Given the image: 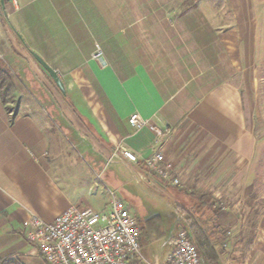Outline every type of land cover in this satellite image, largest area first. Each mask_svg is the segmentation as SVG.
Listing matches in <instances>:
<instances>
[{"label":"crops","instance_id":"0c3cea01","mask_svg":"<svg viewBox=\"0 0 264 264\" xmlns=\"http://www.w3.org/2000/svg\"><path fill=\"white\" fill-rule=\"evenodd\" d=\"M171 2L5 0L0 5V60L11 66L35 53L65 90L49 105L58 112L51 116L55 127L43 113L46 106L13 114L0 99V256L45 264L24 238L23 223L31 215L51 223L71 207L108 211L111 193L122 200L99 178L111 164L115 174H132L121 184L130 196H142L143 186L164 195L168 185V203L160 202L167 212L144 216L141 257L131 259L164 264L177 232L171 220L177 212L169 205L179 208L186 199L147 171L143 160L162 152L186 183V171L213 165L211 170H218L219 156L236 148L240 154L249 142L230 45L236 35L246 47L264 44V3L232 4V25L221 30L209 7L199 4L174 14ZM95 44L104 64L91 59ZM20 72L28 80L27 70ZM132 114L149 126L134 131L128 124ZM153 127L169 129L157 144ZM120 149L134 153L138 163L123 159ZM219 224L217 213L212 225L217 236ZM215 245L221 251L222 243Z\"/></svg>","mask_w":264,"mask_h":264},{"label":"rangeland","instance_id":"374dc122","mask_svg":"<svg viewBox=\"0 0 264 264\" xmlns=\"http://www.w3.org/2000/svg\"><path fill=\"white\" fill-rule=\"evenodd\" d=\"M242 2L243 0H172L170 9L177 14L203 4L204 7L212 9L215 18L220 21V29L226 30L231 27L233 21L232 4ZM252 2L258 4L264 3V0ZM240 40L236 35L230 47L234 50V80L241 90L244 122L250 140L244 143L240 154L239 148L235 149L236 154H239L235 155V158V151H231L232 149L225 151L227 156H219L218 161L223 163L219 165L218 170H211L213 165L208 166L210 170L206 167L199 171H186L187 182L182 183L179 180L177 188L185 195H206L216 203L221 225L218 240L221 241L220 249L225 254H219L217 264H231V261L240 260L243 261L242 264H264V44L253 43L246 47L239 43ZM25 56V63L17 61L9 66L15 74L11 86L0 83V93L5 96L6 109L13 114L29 113L36 105L42 104L47 107L43 111L44 115L55 127L51 116L58 115V112L55 107L49 105L55 101L54 98L61 100L59 91L31 55ZM23 69L27 70L28 80L25 79L26 72L22 78L23 72L20 71ZM28 70L31 72L28 73ZM79 155L89 160L85 153L79 152ZM121 173L119 171L115 174L113 165L109 164L99 178L108 191L118 193L141 225H144V216H150L153 212H167L165 206L160 203H168L167 184L163 190L166 196L145 186L141 188L142 196H130L121 184H124L125 178H132V174L126 170H121ZM188 201L186 198L184 203ZM169 206L172 212H177L171 220L174 223V231H178L182 229L180 209L174 203ZM4 258L8 257L0 256V259ZM201 264L204 263L201 261Z\"/></svg>","mask_w":264,"mask_h":264},{"label":"built area","instance_id":"2783aa9c","mask_svg":"<svg viewBox=\"0 0 264 264\" xmlns=\"http://www.w3.org/2000/svg\"><path fill=\"white\" fill-rule=\"evenodd\" d=\"M91 59L104 64L103 52L95 44ZM134 131L149 126L138 114L128 119ZM157 144L169 129L152 128ZM123 159L138 163L137 156L120 149ZM143 167L172 186L179 185L178 176L162 152L156 151L143 160ZM22 233L28 243L37 248L45 264H132L141 257L140 223L128 206L114 193L110 195V209L97 212L90 208L71 207L46 223L31 215L23 223ZM170 251L164 264H201L197 248L186 232L179 229L169 243Z\"/></svg>","mask_w":264,"mask_h":264},{"label":"trees","instance_id":"16d2710c","mask_svg":"<svg viewBox=\"0 0 264 264\" xmlns=\"http://www.w3.org/2000/svg\"><path fill=\"white\" fill-rule=\"evenodd\" d=\"M15 74L10 67L0 60V83L11 86ZM1 102L6 105L5 96L0 93ZM9 113V112H8ZM10 124L13 122V116L9 118ZM184 198L189 201L179 207L182 215V229L197 248L201 261L204 264L215 263L222 251L215 249V244L220 243L216 232H213L212 225L218 213L216 204L206 195H194L180 192ZM141 231V226H140ZM0 264H22L18 259L8 257L0 259Z\"/></svg>","mask_w":264,"mask_h":264},{"label":"water","instance_id":"95a60500","mask_svg":"<svg viewBox=\"0 0 264 264\" xmlns=\"http://www.w3.org/2000/svg\"><path fill=\"white\" fill-rule=\"evenodd\" d=\"M5 0H0V5L4 6ZM31 57L33 60L37 63V65L47 74L53 85L56 87V89L61 93L65 94L64 86L60 78L58 77L57 73L50 68L38 55L35 53L30 52Z\"/></svg>","mask_w":264,"mask_h":264}]
</instances>
